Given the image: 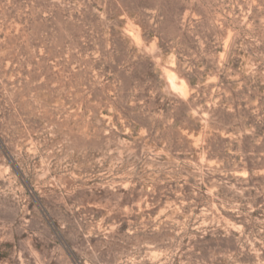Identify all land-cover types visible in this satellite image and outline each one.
<instances>
[{
  "label": "rangeland",
  "instance_id": "1",
  "mask_svg": "<svg viewBox=\"0 0 264 264\" xmlns=\"http://www.w3.org/2000/svg\"><path fill=\"white\" fill-rule=\"evenodd\" d=\"M0 264H264V0H0Z\"/></svg>",
  "mask_w": 264,
  "mask_h": 264
}]
</instances>
